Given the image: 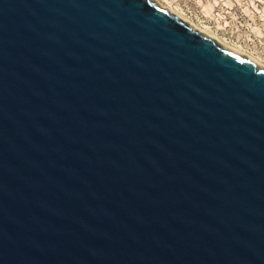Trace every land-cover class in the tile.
<instances>
[{"label": "water", "instance_id": "water-1", "mask_svg": "<svg viewBox=\"0 0 264 264\" xmlns=\"http://www.w3.org/2000/svg\"><path fill=\"white\" fill-rule=\"evenodd\" d=\"M0 264H264V68L156 0H0Z\"/></svg>", "mask_w": 264, "mask_h": 264}, {"label": "rangeland", "instance_id": "rangeland-1", "mask_svg": "<svg viewBox=\"0 0 264 264\" xmlns=\"http://www.w3.org/2000/svg\"><path fill=\"white\" fill-rule=\"evenodd\" d=\"M264 65V0H156Z\"/></svg>", "mask_w": 264, "mask_h": 264}, {"label": "bare ground", "instance_id": "bare-ground-1", "mask_svg": "<svg viewBox=\"0 0 264 264\" xmlns=\"http://www.w3.org/2000/svg\"><path fill=\"white\" fill-rule=\"evenodd\" d=\"M170 11H171V10H170ZM171 12L174 13L173 11H171ZM174 14H176V13H174ZM176 15H177L178 17H180L183 21L189 23L188 20H187L186 18H184L182 15H180V14H178V13H177ZM189 24L192 25L191 23H189ZM192 26L195 27L194 25H192ZM195 28L198 29L199 31H201L202 33H204L205 35H207V36H209V37L215 39L216 41H218V43H220V45H221L222 47L227 48V49H229V50H231V51H234V52H236V53H238V54H240V55L245 56V54L242 53L240 50H238V49H236V48H234V47L228 45V44L225 43V42H222L219 38H217L216 36L212 35L211 33L207 32V31H205V30L199 29V28H197V27H195ZM245 57L250 58V59L253 60L258 66H261V67L264 68V65L261 64L257 59H254L253 57H249V56H245Z\"/></svg>", "mask_w": 264, "mask_h": 264}]
</instances>
